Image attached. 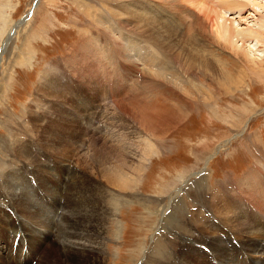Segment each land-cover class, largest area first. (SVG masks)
Masks as SVG:
<instances>
[{
	"label": "rangeland",
	"instance_id": "obj_1",
	"mask_svg": "<svg viewBox=\"0 0 264 264\" xmlns=\"http://www.w3.org/2000/svg\"><path fill=\"white\" fill-rule=\"evenodd\" d=\"M149 3L160 25L176 24L173 30L163 25V36L180 42L188 22L181 24L168 5ZM149 3L0 0V240L8 249L0 264H87L62 255L64 234L49 225L63 224L72 210L77 230L87 226L93 238L100 232L94 264H264V46L255 44L252 53L263 57L253 66L200 37L202 50L196 44L191 52L216 59L208 62L218 73L214 80L226 77L228 85L233 77L240 85L216 88L208 80L211 97L187 86L172 89L162 79H154L156 88L141 63V41L153 39L142 33V6ZM254 9L260 11L227 17L244 29L264 15ZM97 43L98 63L88 58ZM169 59L164 71L173 77L182 61ZM113 171L131 184L140 177L136 189H119ZM25 233L36 237L38 251L21 241ZM67 238L74 239L72 232Z\"/></svg>",
	"mask_w": 264,
	"mask_h": 264
},
{
	"label": "bare ground",
	"instance_id": "obj_2",
	"mask_svg": "<svg viewBox=\"0 0 264 264\" xmlns=\"http://www.w3.org/2000/svg\"><path fill=\"white\" fill-rule=\"evenodd\" d=\"M145 1V0H144ZM148 3L150 1H154V3H156L157 7L161 8L168 5L169 8L168 10L170 12H173V14L175 15H178L179 16V21L181 22V24L183 23H187V26H185V30L184 32L182 33L183 34V40L181 39L180 42H177L176 39L173 38V36L171 35L170 33V36L167 34V38L166 36H163L162 34V31L164 28L163 25H166L167 24V27H169L170 29H175L176 27V24H174V22H171V21H168V22H164L162 21V24L160 25L159 23V12H152V9L151 8V5L149 3V6L146 5V6H142L143 8V14H142V18H141V15L139 17V19L141 18L142 19V23H143V35H147L146 37H150V38H153L155 39V43H157V47H154L152 45V41L153 39H147L146 42L145 41H141V43H144V45H142L141 43V46H142V49H143V60H142V71L144 69V72H145V75H149V77H152L153 78V82L157 83L156 84V88L158 87V82H156L155 80H160L162 79L163 81V84L165 85V83L169 86L172 87V89H174L175 87H178V89H185L186 86L193 90L198 91L197 93H201V94H205V96L207 97H211L210 94H209V91L211 90L209 85L213 84L212 81H215L214 80V77H215V74H216V71L214 69L216 68H211V66L208 64L209 60L210 59H205V58H202L201 55V50H202V47L204 46L201 42V40L199 39L200 37L201 38H207V37H210V39H212V41H215L219 47L227 50L228 52L230 53H233L235 58L238 57V61L241 60L243 62H248L247 64L251 63L253 64V66H256L258 63L257 61H260L258 59H260L261 57H263V55H258V58L255 57V54H253L252 52H257L258 50H256V45H261V46H264V15H262L261 13V18H259L260 20H258L257 24L254 25V26H247L246 28L244 27L243 28H240L238 27V25H236L237 22H235V20L233 19H229L227 17V14L229 13H232V12H236L238 13L239 11H245L247 8H255L257 7V9H259L260 11L258 12H261V9H263V12H264V5L261 6L259 3L256 4V0H173L172 2L170 3H167V0H146ZM132 5V4H131ZM105 6V5H104ZM119 8V7H118ZM131 8V7H130ZM104 9V8H103ZM129 9V8H128ZM91 10V9H90ZM257 12L256 9H254ZM201 11V12H199ZM98 12V11H97ZM124 12V11H123ZM122 12V13H123ZM130 12V11H129ZM119 13V12H118ZM125 13H128V12H125ZM251 13V12H249ZM152 14V16H151ZM253 14V15H252ZM255 13H251V14H248L250 15V17H255L254 15ZM131 15V14H130ZM95 16V15H94ZM110 16V15H109ZM129 16V14H128ZM138 16V15H136ZM154 17V18H153ZM93 23H95V25H99L103 23H100V21L97 20V18L95 19V17H93ZM131 18V17H130ZM133 18H136L135 16ZM132 18V19H133ZM110 19V18H109ZM138 19V17L136 18ZM135 19V21H136ZM242 19V18H241ZM90 20V19H89ZM92 20V19H91ZM129 22V21H128ZM132 22V21H131ZM139 21H137L136 23H138ZM107 27V29H112V27L109 25V22L108 21H105L104 23ZM133 24V23H132ZM155 24V25H153ZM157 24V25H156ZM100 26V25H99ZM104 26V25H103ZM240 26V25H239ZM95 27H98V26H95ZM168 28V29H169ZM177 28V27H176ZM104 29V28H103ZM119 29V28H117ZM150 29V31H149ZM152 29H154L152 31ZM122 31V30H121ZM194 31V33H193ZM196 31V32H195ZM109 32V31H108ZM175 32H178V30L176 29ZM204 36V37H203ZM164 37H165V40H164ZM131 38V37H130ZM135 39V38H134ZM209 39V40H210ZM96 40V39H95ZM164 41L166 42L167 41V46H164ZM199 41V42H198ZM103 42V39H101L99 41V43L101 44ZM251 42L253 43L254 42V45L251 46ZM96 43V42H95ZM104 43V42H103ZM114 43L116 44V47L117 49H119V42H117V40L114 41ZM204 43V42H203ZM98 44V43H97ZM105 44V43H104ZM113 44V43H112ZM199 46V48H201L200 51H197V53H195V55H199L198 57L195 56L192 52H191V49L197 45ZM109 45V44H108ZM134 45V44H133ZM203 45V46H202ZM98 46H100L99 44L98 45H92L91 44V54H89V57L91 59V61L95 60L97 63H98V54L100 55V53L102 54V51L103 49H100L98 48ZM120 48H123L122 46ZM158 49L159 51H156V49ZM205 48V47H204ZM155 49V50H154ZM162 50H165V52L167 51V53H163ZM194 51V48L192 49ZM150 51V52H149ZM119 52V51H118ZM117 52V53H118ZM123 52V51H122ZM205 52H207L205 50ZM117 53L116 55L114 56V59L116 60V57H117ZM108 54V53H107ZM124 53H122L123 55ZM135 54V53H134ZM158 54V55H157ZM209 54V53H208ZM258 54V53H257ZM262 54V53H261ZM88 55V54H87ZM97 55V56H96ZM104 55V54H103ZM109 55V54H108ZM129 55V54H128ZM127 55V56H128ZM170 55V56H169ZM203 55V54H202ZM131 56V55H130ZM160 56V57H159ZM207 56V55H206ZM209 56V55H208ZM233 56V57H234ZM260 57V58H259ZM112 58V57H111ZM129 58V56H128ZM171 58L174 61H182V65H181V69H179V74L178 73H175V75L172 77L169 75V72H166L164 71V68L166 67V64L168 61H166L167 59ZM209 58V57H208ZM214 58V57H213ZM212 58V59H213ZM124 59V58H123ZM211 59V61H212ZM215 59V58H214ZM84 60V59H83ZM131 60V59H130ZM133 60V59H132ZM170 60V59H169ZM216 60V59H215ZM136 61V59H135ZM183 61H188L187 64L185 65L186 68H184V65H183ZM204 61V65L196 68L194 70V67H195V64L198 62V65L201 64V62L203 63ZM210 61V62H211ZM83 62V61H81ZM86 62H88L86 60ZM102 62V61H101ZM157 62V63H155ZM172 62V63H173ZM179 62V63H180ZM209 62V63H210ZM219 61L217 60V63ZM240 62V61H239ZM132 63V62H131ZM139 63V62H138ZM213 64V62H211ZM216 62H214V66L215 65H218ZM87 64V63H86ZM136 64V63H135ZM141 65V64H140ZM220 65V63H219ZM218 65V67H219ZM96 66V65H95ZM106 66V65H105ZM138 66V65H137ZM251 66V65H250ZM91 67H93V63H91ZM97 67V66H96ZM204 67V68H203ZM252 67V66H251ZM105 68V67H104ZM221 68V67H220ZM101 69V68H100ZM249 69V68H248ZM250 70V69H249ZM100 71V70H99ZM177 71V70H176ZM103 72V71H102ZM218 72V71H217ZM224 71H222L223 73ZM143 73V72H142ZM240 73V72H239ZM249 73V72H248ZM114 74V73H112ZM197 74V75H196ZM218 74V73H217ZM216 74V75H217ZM225 74V72H224ZM104 75V74H103ZM228 75V74H227ZM237 75V74H236ZM221 76V74H220ZM229 76V75H228ZM240 76V75H238ZM222 77V76H221ZM225 77V75H224ZM236 77V76H235ZM243 77V76H242ZM85 78V77H84ZM148 78V77H147ZM237 78V77H236ZM104 79V78H103ZM155 79V80H154ZM226 77L224 78L223 81H215L214 82V85H216L217 87L216 88H220L223 86H225V80ZM238 79H241L240 77ZM208 80H211V81H208ZM218 80V79H217ZM229 82H228V85H226V89L227 87H231V86H235V84H238L240 85V80H236L234 81V78L233 77H229ZM244 80V79H243ZM110 81V80H109ZM206 81L208 82H211V84L207 83ZM160 83V82H159ZM162 83V82H161ZM243 83V82H242ZM242 85V84H241ZM109 86V84H108ZM168 86V87H169ZM177 89V88H175ZM225 89V90H226ZM229 90V89H228ZM179 91V90H178ZM189 91V90H188ZM230 91V90H229ZM204 96V95H203ZM107 97V96H106ZM105 101V100H104ZM205 102V101H204ZM187 104V102H186ZM203 104V103H202ZM201 105V104H200ZM204 105V104H203ZM178 106V105H176ZM199 106V104H198ZM197 107V106H196ZM184 109V108H183ZM189 109V108H188ZM180 112V111H179ZM125 113V112H124ZM122 118V117H121ZM181 118V117H180ZM173 121V120H172ZM90 122V121H89ZM140 124V123H139ZM141 125V124H140ZM36 126V125H35ZM169 129V128H168ZM92 131V130H91ZM94 132V131H93ZM92 133V132H90ZM164 136V135H163ZM152 138V137H151ZM154 141H156V143L158 145L161 146V144L163 143V140H160V139H154ZM155 143V142H154ZM150 147V146H149ZM35 149V148H34ZM113 150V149H112ZM110 151V150H109ZM119 151V150H118ZM124 151V149L122 150ZM77 152V151H76ZM113 152V151H112ZM121 152V150H120ZM157 152V151H156ZM158 153V152H157ZM33 154V153H32ZM112 154V153H111ZM127 154V153H125ZM154 154V153H153ZM30 156V155H29ZM28 156V157H29ZM35 155H33V158ZM68 156V155H67ZM120 156V155H119ZM122 156V155H121ZM125 156V155H123ZM122 156V157H123ZM130 156V155H129ZM127 156V157H129ZM41 157V156H40ZM111 157V156H110ZM31 158V157H30ZM124 158V157H123ZM121 158V159H123ZM24 160V158H23ZM120 161V157L117 159ZM127 160V159H126ZM31 161V160H30ZM29 161V162H30ZM71 161V160H69ZM28 162V161H27ZM34 162V160H33ZM42 162V161H41ZM60 162V161H59ZM110 162V161H109ZM121 162V161H120ZM120 162H118L120 164ZM127 162V161H126ZM17 163V162H16ZM36 163V162H35ZM105 163V162H104ZM30 164V163H29ZM43 164V163H42ZM117 164V165H119ZM124 164V163H123ZM123 164H120L123 166ZM38 165V164H37ZM62 165V164H61ZM91 165V164H90ZM108 165V164H107ZM140 165V164H139ZM105 166V165H104ZM100 167V166H99ZM108 167V166H107ZM117 167V166H116ZM138 167V166H137ZM143 167V165L141 164L139 166L140 170L141 168ZM106 168V166H105ZM121 168V167H120ZM119 168V171L121 170ZM103 169V167H102ZM101 169V170H102ZM109 169V168H108ZM114 169V167H113ZM116 169V168H115ZM114 169V170H115ZM48 170V169H47ZM91 170V169H90ZM99 170V169H98ZM118 170V168H117ZM109 171V170H107ZM106 171V172H107ZM123 171H125L123 169ZM139 171V170H138ZM143 171V170H142ZM100 172V170H99ZM103 172V171H102ZM110 172V171H109ZM114 172V171H113ZM111 172V173H113ZM135 172V171H134ZM141 173V171H139ZM203 172V171H202ZM115 173V172H114ZM113 173V175H114ZM121 173V172H120ZM103 174V173H102ZM101 174V175H102ZM109 174V173H107ZM139 173H137L138 175ZM198 174V173H197ZM104 175V174H103ZM110 175V174H109ZM107 175V176H109ZM132 175V174H131ZM143 175V174H142ZM201 175V174H200ZM117 176V172L115 173V178L118 180V187L119 189L123 190V191H126L127 189L129 190H132L134 191L136 189V187L138 186L137 185V182L139 181V178L137 179V181H131L133 184H131L130 182L127 181V177L125 175L122 174H118V177ZM110 177H113L112 175H110ZM138 177V176H137ZM143 177V176H141ZM107 178V177H105ZM114 178V179H115ZM123 178V180L121 181V179ZM130 178V177H129ZM253 178V177H252ZM113 179V180H114ZM107 180V179H106ZM112 180V179H111ZM110 180V178L108 177V180L109 182H106V184L108 185V183H112ZM130 180V179H128ZM104 181V180H103ZM251 181H256V178H253V180ZM250 181V182H251ZM248 182V181H246ZM259 183V181H257ZM40 183V182H39ZM252 184V183H251ZM257 184V183H256ZM116 185V184H115ZM259 185V184H258ZM133 186V187H132ZM249 186L250 187H253L250 185L249 183ZM104 188V187H103ZM253 189V188H252ZM261 189V187H260ZM4 190V189H3ZM10 190V189H9ZM13 190V189H12ZM249 190V189H248ZM262 190V189H261ZM14 191V190H13ZM12 191V192H13ZM242 191V190H241ZM240 191V192H241ZM251 192H253L252 190H250ZM11 192V193H12ZM107 192V191H106ZM109 192V191H108ZM107 192V193H108ZM239 192V191H238ZM263 192V190H262ZM98 193V192H97ZM102 193V192H100ZM106 193V194H107ZM125 193V192H123ZM255 193V192H254ZM257 193V192H256ZM15 194V193H14ZM13 194V195H14ZM130 194V192H129ZM252 194V193H251ZM136 195V194H135ZM65 196V195H64ZM101 196V195H100ZM249 196V195H248ZM21 198V197H20ZM25 198V197H24ZM132 198V197H131ZM15 199V197H14ZM22 199V198H21ZM20 199V200H21ZM103 198H101L102 200ZM106 200V198H104ZM104 199H103V204H104ZM26 200V198H25ZM100 200V199H99ZM139 200V199H138ZM11 201V200H10ZM22 201V200H21ZM28 201V199H27ZM108 201V200H107ZM106 201V202H107ZM109 201H113L114 200H109ZM32 202V201H31ZM101 202V201H100ZM30 203V202H29ZM34 203V202H32ZM110 203V202H109ZM28 204V203H27ZM97 205V204H96ZM145 205V204H144ZM21 206V205H20ZM29 206V205H28ZM27 206V207H28ZM31 206V205H30ZM91 206V204H90ZM25 207V206H24ZM84 207V206H83ZM93 207V206H92ZM106 207V205H105ZM111 211L113 212V204L111 202ZM19 208V207H18ZM22 208V207H20ZM33 208V207H32ZM80 208V207H79ZM24 209V208H23ZM88 209V208H87ZM93 209V208H92ZM95 209V208H94ZM106 209H109V208H106ZM66 210V207L63 206V209L62 211H65ZM72 210V209H71ZM85 210V209H84ZM96 210V209H95ZM25 211V210H24ZM37 211V210H36ZM70 211V207L67 209L66 213H68ZM77 211L79 212V209L77 208ZM13 212V211H12ZM22 212V211H21ZM93 212V211H92ZM105 212V211H104ZM80 213V212H79ZM94 213V212H93ZM115 213V212H114ZM43 214V213H42ZM106 215V214H105ZM17 216V215H16ZM36 216V215H35ZM34 216V218H35ZM13 217V216H12ZM69 217H71V220L69 221ZM77 217V212H75V210H72V212L70 211V215H68V218L66 217L63 224L61 225H57L54 223L55 221L53 220H50L49 221V225L52 226V223L54 225V228L57 230L56 232L58 233H63L64 234V237L61 238L63 240V245H61V243L59 244L58 247H60L59 249L61 250L62 249V255L65 256V252L67 253H71L72 255L74 256H71V258H73L76 262L78 260H86V263L87 264H94L96 259H95V255H96V252H98L100 250V248L97 250V248L99 247L98 243H97V239H99L100 237L99 236V233L96 232V238H93V236L95 235H92V237H89V234L91 232H89L87 230V226H79L78 230H77V224L78 222L76 221V218ZM111 218V217H110ZM201 218V217H200ZM24 220V219H23ZM26 220V219H25ZM38 220V219H37ZM102 220V219H101ZM200 220V219H199ZM204 220V219H203ZM46 221V220H45ZM48 221V220H47ZM62 221V222H63ZM201 221V220H200ZM23 222H26V221H23ZM44 222V221H43ZM102 222V221H101ZM19 223V222H18ZM48 223V222H47ZM82 224V223H81ZM56 225V226H55ZM80 225V224H79ZM93 225V224H92ZM46 226V225H45ZM246 226V225H245ZM57 227H62V231L60 232L59 229H57ZM67 227V229H65L66 231L64 232V228ZM94 227V225H93ZM95 230L99 229L100 228V224H96L95 225ZM262 227V226H261ZM118 228V227H117ZM96 230V231H97ZM100 230V229H99ZM103 230V229H102ZM92 231V230H91ZM72 232V235H73V238L72 240L70 239H66V235L70 234ZM95 232V231H94ZM103 232V231H102ZM117 232V230H116ZM263 232V231H262ZM105 233V232H104ZM258 233V232H257ZM52 234V232H51ZM258 235V234H257ZM260 235V234H259ZM258 235V236H259ZM52 236V235H51ZM104 236V235H103ZM21 238V241H25L27 244H29L30 246H36L34 249L36 251L39 250V248L37 246L40 245V243L36 242L34 243V240H36V237H34L31 233H25V237L26 239H24L23 236H19ZM69 237V236H68ZM87 237V238H86ZM256 237V236H255ZM84 238H86L84 240ZM49 239V238H48ZM59 239V238H58ZM259 239V238H258ZM42 240V239H41ZM82 240V241H81ZM60 241V239H59ZM41 242V241H39ZM48 242V241H47ZM57 242V241H56ZM99 242V241H98ZM5 244L7 243H4V241H1L0 240V249L4 250L5 251H2L0 252L1 253H5L6 252V249L7 248H4ZM3 245V246H2ZM54 245V244H53ZM258 246V245H257ZM12 250H13V245H12ZM52 248V247H51ZM164 248V247H163ZM161 248L159 250V258L157 259H160L161 262L165 261L167 259V254H165V250ZM8 250V249H7ZM50 250V249H49ZM97 250V251H96ZM168 252V251H167ZM10 255L9 257L11 256V253L12 251H9ZM252 253V252H251ZM76 255V256H75ZM172 255V254H171ZM67 256V255H66ZM140 256V255H139ZM151 256V255H150ZM61 257V256H60ZM157 257V256H156ZM173 257V256H172ZM62 258V257H61ZM64 258V257H63ZM68 258V257H67ZM256 258V257H255ZM60 259V258H59ZM65 259V258H64ZM151 259V258H150ZM155 259V258H154ZM149 260V259H148ZM172 260V259H171ZM98 261V260H97ZM69 262V261H68ZM85 262V261H84ZM101 263V262H100ZM168 263V262H167ZM254 263V262H253ZM16 264V263H15ZM23 264H26V262H24ZM40 264V261L39 263ZM85 264V263H84ZM169 264V263H168Z\"/></svg>",
	"mask_w": 264,
	"mask_h": 264
}]
</instances>
